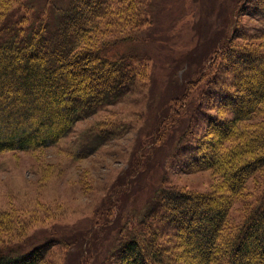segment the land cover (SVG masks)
<instances>
[{
  "label": "trees",
  "instance_id": "obj_1",
  "mask_svg": "<svg viewBox=\"0 0 264 264\" xmlns=\"http://www.w3.org/2000/svg\"><path fill=\"white\" fill-rule=\"evenodd\" d=\"M149 1L70 0L45 10L32 0H0V152L52 146L78 121L135 89L148 64L133 45L140 41L137 27L150 20ZM248 5L264 22V0H237L226 45L201 76L185 81L186 94L165 117L166 128L177 129L180 114L189 110L168 164L186 173L214 171L230 198L178 187L164 176L145 207L121 227L124 235L102 264H264V191L238 231L221 238L233 195L264 168V48L235 42L243 37L240 15ZM20 6L25 14H17ZM125 25L128 30L114 38H93L101 28ZM198 91L201 98L191 103ZM262 115L257 131L243 140L239 124ZM101 129L109 137L110 129ZM160 133L138 152L129 180L144 172L142 153L166 142ZM54 242L62 241L43 237L33 246L0 249V264H42Z\"/></svg>",
  "mask_w": 264,
  "mask_h": 264
},
{
  "label": "rangeland",
  "instance_id": "obj_2",
  "mask_svg": "<svg viewBox=\"0 0 264 264\" xmlns=\"http://www.w3.org/2000/svg\"><path fill=\"white\" fill-rule=\"evenodd\" d=\"M32 1L45 10L70 3ZM236 3L237 0H150V20L137 27L140 41L133 45L148 58L135 89L119 103L78 121L72 132L52 146L0 152V249L24 243L33 246L43 237H58L62 242L53 243L42 264H102L106 253L124 235L121 227L127 226L135 211L145 207L164 176L178 187L197 192L218 190L230 198L222 178L214 171L186 173L168 164L175 139L189 121V110L180 114L177 129L166 128L169 123L165 117L186 94L185 81L201 76L209 60L226 45ZM21 6L18 15L26 13ZM252 12L248 5L241 13L239 33L243 37L235 42L264 48V22ZM105 20L107 27L109 20ZM128 28H101L93 38L103 42ZM199 96V91L195 92L189 101L196 103ZM213 112L227 117L219 109ZM175 115L171 117L174 122ZM258 117L239 124V129H245L243 140L257 131L254 127L263 115ZM101 128L110 129L109 137L103 138ZM160 131L166 142L142 153L144 172L129 180L126 175L138 152L150 145ZM263 191L264 168L250 178L242 192L233 195L221 236L224 242L253 212Z\"/></svg>",
  "mask_w": 264,
  "mask_h": 264
}]
</instances>
